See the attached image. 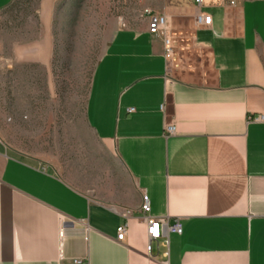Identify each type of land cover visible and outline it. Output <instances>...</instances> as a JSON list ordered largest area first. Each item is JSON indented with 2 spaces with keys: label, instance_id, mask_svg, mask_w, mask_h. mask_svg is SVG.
Masks as SVG:
<instances>
[{
  "label": "crops",
  "instance_id": "crops-1",
  "mask_svg": "<svg viewBox=\"0 0 264 264\" xmlns=\"http://www.w3.org/2000/svg\"><path fill=\"white\" fill-rule=\"evenodd\" d=\"M57 1L37 0L14 63L48 71ZM205 3L213 21H193L184 66L148 25L110 37L85 107L105 169L78 163L75 179L0 137V264H264V120H252L264 116V0ZM143 193L181 234L150 241Z\"/></svg>",
  "mask_w": 264,
  "mask_h": 264
},
{
  "label": "rangeland",
  "instance_id": "rangeland-1",
  "mask_svg": "<svg viewBox=\"0 0 264 264\" xmlns=\"http://www.w3.org/2000/svg\"><path fill=\"white\" fill-rule=\"evenodd\" d=\"M222 1V0H221ZM37 0H14L0 13V137L77 176V164L110 163L85 119L92 76L116 29L147 26L144 10L170 20L173 67L193 57L194 0H58L50 68L12 61V47L37 33ZM177 67V66H176ZM90 177V176H88Z\"/></svg>",
  "mask_w": 264,
  "mask_h": 264
},
{
  "label": "built area",
  "instance_id": "built-area-1",
  "mask_svg": "<svg viewBox=\"0 0 264 264\" xmlns=\"http://www.w3.org/2000/svg\"><path fill=\"white\" fill-rule=\"evenodd\" d=\"M197 6V11L194 14V22L197 26H211L213 16L204 10L206 6L205 0H194ZM234 4V1H230ZM144 14L148 18V31L152 35H162L164 38L166 54L170 56L173 51V38L170 31V18L166 13H158L153 10L146 8ZM165 104L161 106L162 110H165ZM129 112L134 111V108H129ZM255 121L264 120V116L258 115L252 118ZM176 133V126L172 123L164 124V134L172 135ZM151 201L147 193L142 195L141 212L143 214V220L147 226V233L151 240H158L162 237H166L170 232L181 234L183 232L182 223L179 219L174 224H169L167 219L157 218L150 214ZM128 231V222L125 220L117 228V239L122 240ZM151 250V244L149 251ZM75 263H80V259H75Z\"/></svg>",
  "mask_w": 264,
  "mask_h": 264
}]
</instances>
